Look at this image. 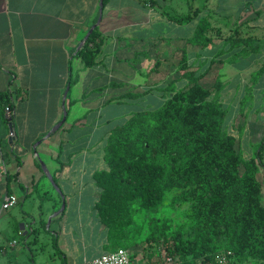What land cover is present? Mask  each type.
I'll return each mask as SVG.
<instances>
[{
  "label": "trees",
  "instance_id": "obj_1",
  "mask_svg": "<svg viewBox=\"0 0 264 264\" xmlns=\"http://www.w3.org/2000/svg\"><path fill=\"white\" fill-rule=\"evenodd\" d=\"M108 1L104 0V4ZM139 1L144 6L156 3ZM257 13L260 15L261 11ZM166 15L179 24L199 17L195 31L185 42L200 50L214 45L212 32L221 30L207 15L200 16V9L193 5L188 13L166 12ZM104 42L97 26L75 56L81 57L86 67L94 66ZM222 44L223 48L203 71L204 62L190 63L189 52L184 48L176 64L181 74L162 87L169 92L163 104L155 109L135 111L110 131L104 147L107 167L96 170L93 179L99 188L95 209L107 231L111 251L130 250L136 245L135 236L139 232L130 228L136 211L158 212L166 193L178 189L180 193L174 202H190V233L186 235L179 228L170 234L167 221L155 218L147 238L148 246L163 245L176 264H220L223 255L227 257L225 264H242L244 260L264 264L263 184L258 178L260 165L264 166V136L256 155L246 158L238 146L239 139L225 127L228 115L222 100L225 82L220 75L209 86L201 82L212 65L221 61L217 57L226 46L231 52V62L235 63L251 53H259L262 44L256 37L239 35L237 30L225 37ZM168 64L169 58L158 54L146 75L145 84L149 87L143 91H126L116 100L151 92L161 82L156 75ZM69 69L72 85V65ZM260 71H264V64ZM183 80L186 83L179 86ZM11 107V93L0 92V109L11 110ZM243 126L239 127L241 133ZM7 177V193L12 194L11 178H17L18 173H9ZM53 179L58 184L55 176ZM54 244L62 254L56 238ZM152 256L149 254L150 260ZM64 261L67 264L65 258Z\"/></svg>",
  "mask_w": 264,
  "mask_h": 264
},
{
  "label": "crops",
  "instance_id": "obj_2",
  "mask_svg": "<svg viewBox=\"0 0 264 264\" xmlns=\"http://www.w3.org/2000/svg\"><path fill=\"white\" fill-rule=\"evenodd\" d=\"M114 1L109 0L104 6L99 25L105 42L98 63L86 67L82 58L75 54L99 17L100 0H0V92H10L12 100L11 110L0 109V202L8 194L9 173H18V177L11 178L10 183L12 194L19 198L17 205L40 185L45 193L51 191V186L56 189L49 177L51 174L56 177L58 186L60 183L95 185L97 189L93 194L97 199L91 206V209H95L99 196L95 192L99 188L93 179L98 169L93 165L100 158L105 161L104 147L115 126L110 127L114 116L102 119V107L117 103L116 94L109 91L118 86L114 84L122 85L125 82L110 79L115 70L117 53H123H120L124 58L120 65L126 62L127 57L147 56L148 51L141 42L144 39L136 37V34L140 26H151L155 20L149 14L153 7L149 9L139 0H135L139 6L134 8ZM152 40L159 43L163 39ZM128 41L131 42L129 49L126 45ZM70 65L72 85L69 82ZM104 73L108 75L102 83L100 78H104ZM145 81V78L140 81V88L145 87ZM84 83L86 91L83 89ZM157 88L155 86L153 89ZM65 110L67 116L63 125L40 140L63 119ZM10 119L14 127L11 140ZM87 119L95 121L93 129L100 131L98 140L96 136L92 145L79 144L82 135L79 128ZM101 136L105 143L99 148L97 141ZM19 160L22 161L20 165ZM20 183L26 187L23 189ZM18 189L23 190L24 197L18 194ZM66 200L65 193L59 200L55 199L53 209L47 216L50 219L49 231L53 240L57 239L67 264H82L107 252L104 248H93L87 253L88 246H92L93 242L83 234L91 228L83 224L75 227L66 225L67 205L60 211ZM10 214L11 211L0 209V219ZM27 215L30 216V213ZM60 215L58 224L53 225L54 218ZM96 216L98 218V214ZM41 222L46 223L45 219ZM12 230L26 236L35 233V227H27V223H22L20 228L13 226ZM4 235L9 236L8 232ZM106 239L104 245L108 242ZM0 250L2 255L8 253L4 243L0 244Z\"/></svg>",
  "mask_w": 264,
  "mask_h": 264
},
{
  "label": "rangeland",
  "instance_id": "obj_3",
  "mask_svg": "<svg viewBox=\"0 0 264 264\" xmlns=\"http://www.w3.org/2000/svg\"><path fill=\"white\" fill-rule=\"evenodd\" d=\"M114 2L126 5L129 8L139 6V3L135 0H116ZM155 2V4L151 5L150 3L147 5L149 9L153 7L150 9L149 14L155 20L151 22V26H140L136 34V37L144 39L141 42L145 45L144 49H147L148 55L143 57L138 54L137 57L130 55L131 57H127L126 62L120 65V61H123L124 58L121 57L123 55H120V53H123L118 51L115 70L110 79L125 82L122 85L118 84L115 88L112 87L109 92L119 96L126 91H143L147 89L146 85L140 88V81L146 79V75L154 66L158 54H161L164 58H169V64L161 68L162 73L155 74L161 82L157 85V89H153L145 95L137 98H125L123 101H116L117 103L102 107V119L114 116L113 124L110 126L112 127L125 122L135 111L160 107L169 96V92L162 89V87L166 86L168 80L181 74L176 64L183 56V49L188 50L190 63L195 62L198 65L200 62H204L205 65L201 69L203 71L208 67V62L223 48L222 40L237 30L241 36L258 38L262 44L261 51L251 53L249 56L242 57L232 63L231 52L228 50L229 47L226 46L224 53L217 57L221 61L212 65L201 82L209 86L213 84L218 75L222 77L226 84L222 92V100L228 108L225 127L229 133L239 139L238 146L242 149L246 158L255 156L256 148L264 136V71L259 72L264 64V0H155ZM192 5L200 9V16L207 15L212 24L221 29L220 32H217V30L212 32L215 44L204 50L185 42V39L195 31L199 17L189 23L179 24L170 20L166 15V12L172 14L188 13ZM257 11H261L260 15ZM106 14L107 9L105 16ZM159 37L163 40L154 43L152 38L159 39ZM138 44L141 45V43ZM126 45L129 49L131 42H126ZM130 53L133 55V52ZM107 75L105 74L104 78H100V82L103 83ZM185 83L186 80H183L178 84L183 86ZM84 87H86L85 83L83 89L86 91L87 89ZM240 125H244L242 133L240 132ZM93 127H95V121L91 122V119H87L85 124L80 127L81 129L79 128V130H82L79 144L92 145L95 143L96 136L100 131L93 129ZM48 133L40 140L45 138ZM99 140L97 142L100 148L105 141L102 136L99 137ZM93 166L102 169L106 168L107 164L100 158V161H95ZM258 178L263 184L262 201L264 203L263 165H260L258 170ZM59 188L64 192H60L57 188L54 189L51 186V191L45 193L40 185L32 195H27L25 201L9 209L8 211H11L10 215L0 219V244L4 243L8 247V253L4 255L0 253V264H65L64 258L66 259V257L63 251H61V254L54 244L53 235L49 231L50 219L47 216V213L53 209L55 199L59 200L64 193L67 196L65 201V205H67L65 212L66 225L75 227L83 224L91 228L83 234L93 242L92 246H88L87 253L93 251V248H95L94 250L104 248V251L113 249L108 243L104 245L107 240V231L98 220L96 210L91 209L92 204L97 199L93 194V191L97 189L96 186L60 183ZM95 193L99 194V191ZM179 193L178 189L167 192L164 204L158 212L149 213L142 209L136 211L130 225V228L139 232L135 236L137 244L130 248L133 253V264H150L152 261L159 264H176L175 258L168 254L163 245L158 248L153 243L154 245L150 247L147 238L155 218H158L160 222L167 221L169 225L168 233L170 234L175 233L179 228H182L186 235L190 233V202L187 200L174 202V198ZM18 194L25 196L21 189H18ZM27 213H30V216ZM60 217L61 215L54 218L53 225L58 224ZM42 219H45V224L41 222ZM22 223H27V227L28 225L34 226L35 233L31 232L30 235L26 236L19 235L12 230L13 226L20 228ZM5 232H8L9 236H5ZM9 237L10 240H8ZM13 243L14 245L11 246L10 244ZM149 254H153L151 260ZM242 264L258 263L253 260H244Z\"/></svg>",
  "mask_w": 264,
  "mask_h": 264
},
{
  "label": "built area",
  "instance_id": "obj_4",
  "mask_svg": "<svg viewBox=\"0 0 264 264\" xmlns=\"http://www.w3.org/2000/svg\"><path fill=\"white\" fill-rule=\"evenodd\" d=\"M18 203L19 198L16 194H7L0 202V209L3 211L9 210ZM219 260L220 264H225L227 261L226 255L221 256ZM82 264H133L132 253L124 248L107 251L96 258L85 260Z\"/></svg>",
  "mask_w": 264,
  "mask_h": 264
},
{
  "label": "water",
  "instance_id": "obj_5",
  "mask_svg": "<svg viewBox=\"0 0 264 264\" xmlns=\"http://www.w3.org/2000/svg\"><path fill=\"white\" fill-rule=\"evenodd\" d=\"M104 6H105V4H104V0H100V6H99V18H98V20H97V22L95 23V24H93L92 25V27L90 28V30L88 31V33L86 34V36H85V38L83 39V41L81 42V45H80V47L86 42V40L88 39V37L90 36V34L93 32V30L97 27V26H99L100 25V23H101V20H102V14H103V10H104ZM68 90H69V88L67 89V91L65 92V98L67 97V94H68ZM66 116H67V110H65V115H64V117H63V119L47 134V137L48 136H50L51 135V133L53 132V131H55V130H57L58 128H60L62 125H63V123L65 122V120H66ZM11 120V119H10ZM10 129H11V131H12V136H11V138H10V140L13 138V132H14V127H13V122H12V120L10 121ZM49 177H50V179L52 180V182H53V184H54V186L60 191V192H62L61 190H60V188H59V186H58V184H56L55 183V181H54V179H53V177L51 176V174H49ZM65 209V203H63V205H62V208H61V210L60 211H63Z\"/></svg>",
  "mask_w": 264,
  "mask_h": 264
}]
</instances>
